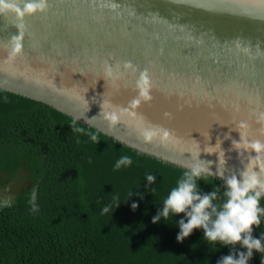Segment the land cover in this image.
Listing matches in <instances>:
<instances>
[{
  "label": "water",
  "instance_id": "water-1",
  "mask_svg": "<svg viewBox=\"0 0 264 264\" xmlns=\"http://www.w3.org/2000/svg\"><path fill=\"white\" fill-rule=\"evenodd\" d=\"M40 2L0 8V113L48 104L84 129L95 160L163 200L199 156L214 173L199 189L219 190L220 203L217 168L238 175L255 156L249 144L264 143V0H43L25 10ZM124 155L132 165L115 169ZM252 235L264 237V216Z\"/></svg>",
  "mask_w": 264,
  "mask_h": 264
},
{
  "label": "trees",
  "instance_id": "trees-1",
  "mask_svg": "<svg viewBox=\"0 0 264 264\" xmlns=\"http://www.w3.org/2000/svg\"><path fill=\"white\" fill-rule=\"evenodd\" d=\"M72 128L42 101L0 113V176L23 170L35 186L33 201L23 187L0 204V264H217L247 252L207 241L202 228L178 241L184 214L152 223L164 200L95 160ZM248 264H264V251Z\"/></svg>",
  "mask_w": 264,
  "mask_h": 264
},
{
  "label": "clouds",
  "instance_id": "clouds-1",
  "mask_svg": "<svg viewBox=\"0 0 264 264\" xmlns=\"http://www.w3.org/2000/svg\"><path fill=\"white\" fill-rule=\"evenodd\" d=\"M7 7L4 0H0V8ZM43 0L39 4L29 3L25 6L28 12L43 10ZM144 83L147 84L146 78ZM142 95L147 96L146 90ZM113 121L117 119L114 115ZM74 132H84L82 128H72ZM163 131V130H162ZM93 142H99L97 135L89 133ZM144 135L151 139L156 132L145 130ZM167 136L168 132L163 131ZM217 145V144H216ZM250 152L255 156H249L248 162L239 174L224 176V171L217 168L215 175L224 179V199L220 203H215L219 199V190L210 193H201L197 179L202 174H214L210 170V163L198 158L189 166V170L177 182V186L172 188L167 198L163 202L162 210L152 218V223H157L163 218L167 219L170 213L178 215L184 214L185 219L179 220V234L177 240L182 241L188 237L194 229L202 228L204 238L210 242H220L223 245L240 244L247 252L229 254L222 257L217 264H248L253 255V250L264 251V237L253 238V227H259L261 217L264 216V207H261V198L264 197V143L254 141L249 144ZM211 154V153H210ZM224 155V153H223ZM220 162V155H219ZM133 163L130 156H121L115 163V169L131 166ZM149 184L155 183L156 177L153 174L146 176ZM136 209L138 205H131ZM109 207L102 209L107 213Z\"/></svg>",
  "mask_w": 264,
  "mask_h": 264
},
{
  "label": "flooded vegetation",
  "instance_id": "flooded-vegetation-1",
  "mask_svg": "<svg viewBox=\"0 0 264 264\" xmlns=\"http://www.w3.org/2000/svg\"><path fill=\"white\" fill-rule=\"evenodd\" d=\"M23 170H20L19 174L16 177L11 179L6 176H0V188L2 191L7 190L6 188L10 186V193L8 197H10V202H13L15 195L19 192V190H23L24 188L29 192L30 198L33 201L35 195V186L34 183L28 178ZM8 179V180H7ZM24 187V188H23ZM3 198H0V204H7Z\"/></svg>",
  "mask_w": 264,
  "mask_h": 264
}]
</instances>
